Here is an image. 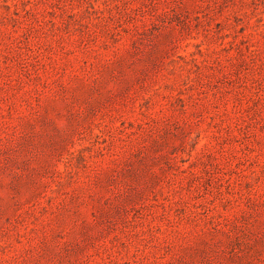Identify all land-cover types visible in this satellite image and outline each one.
I'll return each mask as SVG.
<instances>
[{"label":"rangeland","instance_id":"obj_1","mask_svg":"<svg viewBox=\"0 0 264 264\" xmlns=\"http://www.w3.org/2000/svg\"><path fill=\"white\" fill-rule=\"evenodd\" d=\"M0 264H264V0H0Z\"/></svg>","mask_w":264,"mask_h":264}]
</instances>
